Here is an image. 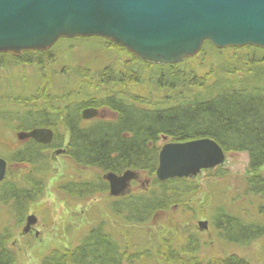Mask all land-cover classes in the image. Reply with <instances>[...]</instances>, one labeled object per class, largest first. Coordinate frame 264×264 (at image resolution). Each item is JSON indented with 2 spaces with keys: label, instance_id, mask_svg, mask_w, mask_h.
<instances>
[{
  "label": "rangeland",
  "instance_id": "374dc122",
  "mask_svg": "<svg viewBox=\"0 0 264 264\" xmlns=\"http://www.w3.org/2000/svg\"><path fill=\"white\" fill-rule=\"evenodd\" d=\"M202 46H206L207 53H203L202 47L199 53L177 62L179 66L174 72L178 73L176 77L180 79L179 83L184 85H178V89L173 90L158 87L152 80L147 82L149 72L146 71V67L158 63L142 60L113 39L101 36L60 37L52 47L38 50L41 53L45 51L54 54L49 63L32 60L28 64L9 60L7 67L0 68V98L3 99L5 95L10 94L34 95L40 96L38 104L44 102V97H47L54 106H64L73 99L78 101L79 98L75 97L77 94H81L87 100L91 99L94 96L92 91L106 79L114 76L127 80L125 90L129 94L132 92L138 95L139 105L150 108L167 106L164 104L174 103L181 92L189 95L193 90H202L204 86L215 81L213 78L217 75L221 74L220 78H225L230 72L244 70L246 67L240 69L236 66L242 61L234 58H245L246 53H251L246 49L251 45L220 49L210 41H205ZM211 46L216 49H212ZM251 47L260 48L255 45ZM22 52L25 51H21L20 54ZM0 53L15 54L11 51ZM73 93L76 95L70 96ZM72 106L73 108L68 111L72 117L78 114L81 117L82 112L91 107L85 106L79 110L75 105ZM11 108L16 109L14 105ZM98 110L99 115L94 119L84 120L81 117V125L88 126L94 121H112L117 118L116 113L106 107H100ZM58 113L62 118L66 116L62 111L58 110ZM61 122L57 131L60 133L59 136L63 137L64 144L62 146L57 144L42 152L43 165L46 167L44 172L37 170L38 165L35 167L28 162L7 166L5 178L13 184L17 183L21 189L31 191L33 187L43 185L42 190L39 188L41 197L28 205L27 214L15 211V201L5 202L2 196L6 189L0 191V235L7 231L10 238L7 245L17 256L16 264H40L45 254L52 249H72L98 223L104 224L105 230L127 253L139 255L144 253L139 260L132 262L127 260V264H190L187 258L191 255L185 254L188 249L180 256L183 245L189 241L196 242L192 247L193 259L199 260L200 264L208 262L219 264L222 259H229L230 256L242 258L248 264H264V237L246 246L227 243L219 236L213 225V217L218 208L242 216L250 222H264V215L259 212L261 205L264 206V199L247 195L245 190L246 178L250 175L247 153H226L223 165L212 170L205 169L193 179L188 178L191 185L197 187L193 194H186L182 202L175 203L169 210L158 213L149 224L138 226L127 224L121 216L112 212L111 203L121 197L109 196L110 186L103 178L105 174L94 167L78 165L71 158L68 153L69 133ZM17 126L18 122L0 120V158L6 161L13 152L22 150L29 140L18 139L21 131ZM169 142H172L171 138L167 141L162 139L159 146L162 147ZM62 149L66 150V153H59ZM142 176L143 182L150 183L148 189L142 190L140 183H133L134 192L128 195L148 194L150 190L157 189L153 183L156 174L147 176L142 173ZM101 179L107 183L108 190L104 193L97 192L93 196L82 198L69 196L61 187L70 182L99 183ZM29 216H34L37 223L25 234L23 230L27 226ZM206 221L208 228L201 231L198 223ZM163 251L169 256L177 257L180 262L162 258L160 253Z\"/></svg>",
  "mask_w": 264,
  "mask_h": 264
},
{
  "label": "trees",
  "instance_id": "16d2710c",
  "mask_svg": "<svg viewBox=\"0 0 264 264\" xmlns=\"http://www.w3.org/2000/svg\"><path fill=\"white\" fill-rule=\"evenodd\" d=\"M211 48L216 49L214 46ZM202 49L204 54L207 53L206 46ZM246 49L251 53H246L245 58H234L242 61L236 66L240 69L246 67L244 70L230 72L225 78H220L221 74L217 75L213 78L215 81L204 86L202 90H193L189 95L181 92L174 103L164 104L167 106L150 108L139 105L138 95L132 92L129 94L125 90L127 80L114 76L92 91L94 96L91 99L87 100L81 94L73 93L70 96L76 95L78 101L73 99L76 101L66 102L67 105L64 106H54L47 97H44L40 106V96H1L3 99L0 98V120L18 122L17 127L21 132L47 127L55 134L53 143L49 146L32 140L27 141L22 150L13 152L12 156L7 158V162H28L35 167L38 165L37 170L44 172L46 167L43 165L42 152L46 148L64 144L63 137L59 136L57 131L60 121L69 133L68 153L74 162L84 167H94L102 174L122 175L131 170L153 176L157 173L159 165V142L162 139L171 138L172 142L183 143L208 138L221 146L225 155L237 152L248 154L250 175L246 178V193L264 199V50L251 46ZM53 55L38 50L25 51L20 55L0 53V68L7 67L9 60L28 64L32 60L49 63ZM178 66L179 64H154L146 67L149 72L147 82L152 80L158 87L178 89V85L183 84L179 83L180 79L176 77L178 73L174 72ZM13 105L16 109L11 108ZM72 105L79 110L85 106L96 109L106 107L116 113L117 118L112 121H94L88 126H82L80 115L72 117L68 112L73 108ZM58 110L66 113V116L62 118ZM153 183L157 189L150 190L148 194L135 193L113 201L112 212L121 216L127 224L146 225L158 213L169 210L173 204L182 202L186 194H193L197 190V187L192 186L191 181L185 178L165 182L155 178ZM61 187L69 196L79 198L108 190L107 183L102 179L99 183L70 182ZM39 188L42 190L43 185L39 184V187H33L31 191L21 189L17 183L13 184L7 179L0 184V191L6 189L3 200H14L15 211L19 214H27L28 205L41 197ZM219 209L213 217V225L227 243L246 246L264 237L263 221L250 222L242 216ZM259 212L264 215L263 205ZM9 239L7 231L0 235V264L17 262L15 252L7 245ZM194 243L196 242L185 243L180 256L186 249L188 250L185 254L192 256ZM141 255L124 251L120 243L113 240L111 234L105 230L104 224L98 223L72 249H52L45 254L40 264H127V260H139ZM160 255L166 260L180 262L177 257L169 256L167 252L163 251ZM191 256L187 258L190 264H200L199 260L193 259L194 255ZM219 264L248 263L242 258L230 256L229 259H222Z\"/></svg>",
  "mask_w": 264,
  "mask_h": 264
},
{
  "label": "water",
  "instance_id": "95a60500",
  "mask_svg": "<svg viewBox=\"0 0 264 264\" xmlns=\"http://www.w3.org/2000/svg\"><path fill=\"white\" fill-rule=\"evenodd\" d=\"M101 36L113 39L142 60L177 64L197 54L205 41L217 48L258 46L264 49V0H0V52L42 50L60 37ZM96 108L82 112V119L98 117ZM54 132L34 129L18 139L52 143ZM168 138H164L167 141ZM65 152L64 150H59ZM156 170L158 181L196 177L205 169L225 163L223 149L202 138L169 142L161 147ZM7 161L0 158V184L6 180ZM109 196L127 197L131 182L147 190L141 172L105 173ZM37 223L27 218L23 233ZM206 231L208 222H199Z\"/></svg>",
  "mask_w": 264,
  "mask_h": 264
},
{
  "label": "flooded vegetation",
  "instance_id": "af4514ba",
  "mask_svg": "<svg viewBox=\"0 0 264 264\" xmlns=\"http://www.w3.org/2000/svg\"><path fill=\"white\" fill-rule=\"evenodd\" d=\"M47 127H45V128H42V127H40V128H34V129H41V130H45ZM33 129V130H34ZM30 131H32V130H30ZM54 132V131H53ZM55 135V134H54ZM53 139H54V137H53ZM30 140H32V141H34V142H36V143H38L36 140H33V139H29L28 141H30ZM53 141V140H52ZM53 143V142H52ZM39 144H41V143H39ZM41 145H43V144H41ZM49 145H51V144H49ZM43 146H45V145H43ZM48 146V145H47ZM63 150V149H62ZM65 151V153H66V150H64ZM62 153H64V152H62ZM8 162H7V166H8ZM7 171H8V169H7ZM108 183V182H107ZM133 183H137V182H135V181H132L131 182V192L130 193H132V192H134V190H133V188H134V185H133ZM139 183V182H138ZM109 185V184H108ZM110 186V185H109ZM109 192H110V187H109ZM121 198H124V197H122V196H120ZM30 232V231H29Z\"/></svg>",
  "mask_w": 264,
  "mask_h": 264
}]
</instances>
